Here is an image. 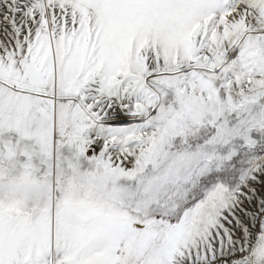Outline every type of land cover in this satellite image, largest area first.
Listing matches in <instances>:
<instances>
[{
    "label": "snow or ice",
    "instance_id": "snow-or-ice-1",
    "mask_svg": "<svg viewBox=\"0 0 264 264\" xmlns=\"http://www.w3.org/2000/svg\"><path fill=\"white\" fill-rule=\"evenodd\" d=\"M0 264H264V0H0Z\"/></svg>",
    "mask_w": 264,
    "mask_h": 264
}]
</instances>
